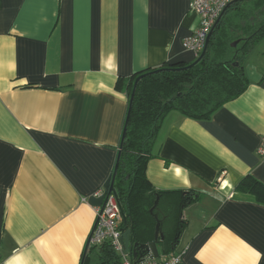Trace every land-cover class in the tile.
Segmentation results:
<instances>
[{
    "label": "crops",
    "instance_id": "1",
    "mask_svg": "<svg viewBox=\"0 0 264 264\" xmlns=\"http://www.w3.org/2000/svg\"><path fill=\"white\" fill-rule=\"evenodd\" d=\"M192 0H0V264H79L109 188L138 74L184 65ZM248 86L206 118L170 111L146 163L183 210L178 264H264V39L243 59ZM176 253V252H175ZM163 256V255H162Z\"/></svg>",
    "mask_w": 264,
    "mask_h": 264
},
{
    "label": "trees",
    "instance_id": "2",
    "mask_svg": "<svg viewBox=\"0 0 264 264\" xmlns=\"http://www.w3.org/2000/svg\"><path fill=\"white\" fill-rule=\"evenodd\" d=\"M262 39L264 0H237L221 16L201 59L195 62V56L183 69L179 67L188 64L156 67L138 80L110 178L125 218V230L130 231L127 251L133 260L146 254L139 245L154 241L157 221L160 256L181 254L184 248H177L187 226L183 210L200 196L193 189L160 190L149 182L146 163L154 155L153 144L162 120L170 111L206 118L238 96L250 82L243 59ZM134 79L129 83V97ZM234 189L236 195L264 204V184L251 174ZM156 211L157 219L153 214ZM83 264H120V258L106 242L90 245Z\"/></svg>",
    "mask_w": 264,
    "mask_h": 264
},
{
    "label": "built area",
    "instance_id": "3",
    "mask_svg": "<svg viewBox=\"0 0 264 264\" xmlns=\"http://www.w3.org/2000/svg\"><path fill=\"white\" fill-rule=\"evenodd\" d=\"M231 1L233 0H192L191 9L198 16V24L184 39V47L198 56L205 45L209 31ZM256 154L260 157L264 156V137L256 148ZM95 194L103 195V202L94 208L95 225L90 245H101L106 242L111 244L120 258V264H178L180 262V253L154 257L151 252H148L139 260H133L121 240L122 212L115 192L99 189L95 191Z\"/></svg>",
    "mask_w": 264,
    "mask_h": 264
},
{
    "label": "water",
    "instance_id": "4",
    "mask_svg": "<svg viewBox=\"0 0 264 264\" xmlns=\"http://www.w3.org/2000/svg\"><path fill=\"white\" fill-rule=\"evenodd\" d=\"M236 1H237V0H233V1H231V2L225 7V9L222 11V13L220 14V16L218 17V19H217L216 22L214 23L212 29L209 31V33H208V35H207V38H206L205 45H204L202 51L200 52V54H199V55L197 56V58L195 59V62H196L197 60L201 59V58L204 56V54H205V52H206V49H207V46H208V43H209L210 36H211V34H212L214 28L216 27L217 23L219 22L221 16L224 14L225 10H226L231 4H233V3L236 2ZM188 66H189V64L186 65V66L179 67V68H182V69H183V68H186V67H188ZM148 73H149V71L142 72V73L138 74V75L135 77V79H134V81H133V86H132L131 94H130V97H129V103H128V106H129V107H130V105H131V103H132L133 95H134V90H135V87H136V84H137L138 80H139L142 76H144V75H146V74H148ZM129 107H128V108H129ZM120 144H121V143H120ZM120 144H119V146H120ZM113 183H114V182H113V179H112V180L110 181V183H109L108 192H115V189H114V185H113ZM153 214H154V217L157 219V218H158V212L156 211V212H154ZM94 225H95V223H93V226H92L91 231H90V233H89V236H88V238H87V241H86L85 247H84L83 252H82V259H81V262H80L79 264H83V260H84L85 254H86V252H87V250H88V248H89V246H90V239H91V235H92V232H93V229H94ZM125 226H126V225H125V218H124V216L122 215V225H121V227H120V230L123 231V233H122L121 240H122V242H123V244H124V247H125L126 249H128V248H129V235H130V231H129L128 229L125 230ZM158 236H161V235H160V233H159V222L157 221V222H156V226H155V239H154V241H152V242H150V243H148V244H140L139 246H140L141 249H142L143 251H145L146 253L151 252V253L153 254L154 257H159V256H160V253H159V250H158V247H157V242H156ZM133 255L135 256V253H134ZM135 259H136V258H135Z\"/></svg>",
    "mask_w": 264,
    "mask_h": 264
}]
</instances>
